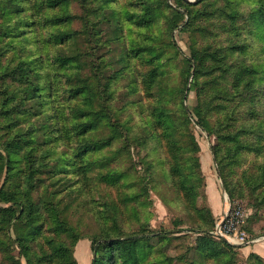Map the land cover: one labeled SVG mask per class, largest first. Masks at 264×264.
<instances>
[{
    "label": "rangeland",
    "instance_id": "obj_1",
    "mask_svg": "<svg viewBox=\"0 0 264 264\" xmlns=\"http://www.w3.org/2000/svg\"><path fill=\"white\" fill-rule=\"evenodd\" d=\"M212 177L263 236L264 0H0V264H264Z\"/></svg>",
    "mask_w": 264,
    "mask_h": 264
},
{
    "label": "built area",
    "instance_id": "obj_2",
    "mask_svg": "<svg viewBox=\"0 0 264 264\" xmlns=\"http://www.w3.org/2000/svg\"><path fill=\"white\" fill-rule=\"evenodd\" d=\"M246 211L243 205L232 203L224 208L213 232L234 245H249L259 238L250 237L245 231Z\"/></svg>",
    "mask_w": 264,
    "mask_h": 264
},
{
    "label": "crops",
    "instance_id": "obj_3",
    "mask_svg": "<svg viewBox=\"0 0 264 264\" xmlns=\"http://www.w3.org/2000/svg\"><path fill=\"white\" fill-rule=\"evenodd\" d=\"M211 190L209 188L208 182V196L210 207L213 210V213L216 217H219L224 211V204L218 196V186L215 179L211 178ZM255 246L248 248V252H255L263 257L264 259V235L261 236L255 243ZM93 251H92V242L89 237L80 238L75 245L74 248V257L77 261V264H92L93 259Z\"/></svg>",
    "mask_w": 264,
    "mask_h": 264
},
{
    "label": "trees",
    "instance_id": "obj_4",
    "mask_svg": "<svg viewBox=\"0 0 264 264\" xmlns=\"http://www.w3.org/2000/svg\"><path fill=\"white\" fill-rule=\"evenodd\" d=\"M6 156H7V155H6ZM6 158H7V157H6ZM230 198H231V197H230ZM8 208H10V207H8ZM208 210H209V213H210V216H211L212 222H213V223H212V227L209 229V232H208V233H209V236H210V237H216V238H218V239H223V238L219 237L218 235H216V234L213 232V230L216 228V224H217V222H218L219 219H220V216H219V217H216V216L214 215L213 210H212V208H211L210 206H208ZM168 232H169V231H167V232H166V231H165V232H155V231H152V232L147 233V234L131 235V236L125 238L124 240H127V239H129V240H138V239H144V238H150V237H156V236H162V235L166 236ZM210 237H209V238H210ZM80 238H82V237H79L78 239H76L75 242H74V245H73L72 256H73V258H74L75 264H77V261H76V259H75V257H74V248H75L76 242H77ZM90 240H91V242H92V251H93V254H95V257H94V255H93L92 264H100L101 256H100V253H99V247H97V246L95 245V239H91V238H90ZM224 240H225V239H224ZM116 242H121V241L116 239V240L114 241V243H116ZM230 245H232V247L239 246V245H234V244H230ZM250 255L259 258L261 261H264L263 257L260 256L259 254L255 253V252H251Z\"/></svg>",
    "mask_w": 264,
    "mask_h": 264
},
{
    "label": "water",
    "instance_id": "obj_5",
    "mask_svg": "<svg viewBox=\"0 0 264 264\" xmlns=\"http://www.w3.org/2000/svg\"><path fill=\"white\" fill-rule=\"evenodd\" d=\"M94 257H95V254H94Z\"/></svg>",
    "mask_w": 264,
    "mask_h": 264
}]
</instances>
